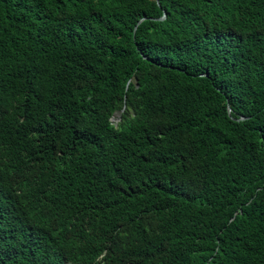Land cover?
I'll use <instances>...</instances> for the list:
<instances>
[{"label": "trees", "instance_id": "1", "mask_svg": "<svg viewBox=\"0 0 264 264\" xmlns=\"http://www.w3.org/2000/svg\"><path fill=\"white\" fill-rule=\"evenodd\" d=\"M0 264H264V0H0Z\"/></svg>", "mask_w": 264, "mask_h": 264}, {"label": "rangeland", "instance_id": "2", "mask_svg": "<svg viewBox=\"0 0 264 264\" xmlns=\"http://www.w3.org/2000/svg\"><path fill=\"white\" fill-rule=\"evenodd\" d=\"M119 121V112H116L112 117H111V122L116 124Z\"/></svg>", "mask_w": 264, "mask_h": 264}, {"label": "water", "instance_id": "3", "mask_svg": "<svg viewBox=\"0 0 264 264\" xmlns=\"http://www.w3.org/2000/svg\"><path fill=\"white\" fill-rule=\"evenodd\" d=\"M156 1H158V0H156ZM165 15H166L165 12H163V15L160 17V19H163V18L165 17ZM141 20H142V19H141ZM141 20H140V21H141ZM140 21H139V22H140Z\"/></svg>", "mask_w": 264, "mask_h": 264}]
</instances>
